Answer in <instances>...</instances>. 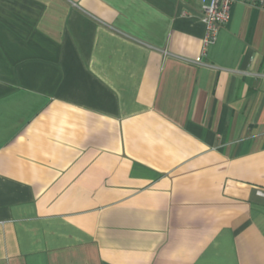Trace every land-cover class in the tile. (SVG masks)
Listing matches in <instances>:
<instances>
[{
    "label": "crops",
    "instance_id": "crops-1",
    "mask_svg": "<svg viewBox=\"0 0 264 264\" xmlns=\"http://www.w3.org/2000/svg\"><path fill=\"white\" fill-rule=\"evenodd\" d=\"M198 11L0 0V264H264V7Z\"/></svg>",
    "mask_w": 264,
    "mask_h": 264
},
{
    "label": "built area",
    "instance_id": "built-area-1",
    "mask_svg": "<svg viewBox=\"0 0 264 264\" xmlns=\"http://www.w3.org/2000/svg\"><path fill=\"white\" fill-rule=\"evenodd\" d=\"M185 2L186 0H179ZM235 0H198V15L204 25L202 37V54L213 45L217 39L220 27L230 19L231 6ZM244 2L264 7V0H242ZM185 15L187 13H184ZM198 63V62H196ZM257 195L264 197V191H257Z\"/></svg>",
    "mask_w": 264,
    "mask_h": 264
}]
</instances>
